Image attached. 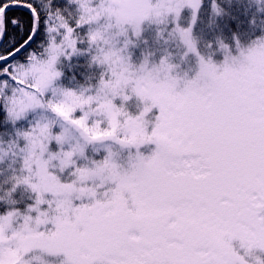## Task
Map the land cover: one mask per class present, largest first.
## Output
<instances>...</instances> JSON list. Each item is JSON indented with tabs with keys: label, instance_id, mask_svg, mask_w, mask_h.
Wrapping results in <instances>:
<instances>
[{
	"label": "snow or ice",
	"instance_id": "1",
	"mask_svg": "<svg viewBox=\"0 0 264 264\" xmlns=\"http://www.w3.org/2000/svg\"><path fill=\"white\" fill-rule=\"evenodd\" d=\"M226 3L0 0V264L264 257V32L207 38Z\"/></svg>",
	"mask_w": 264,
	"mask_h": 264
},
{
	"label": "trees",
	"instance_id": "2",
	"mask_svg": "<svg viewBox=\"0 0 264 264\" xmlns=\"http://www.w3.org/2000/svg\"><path fill=\"white\" fill-rule=\"evenodd\" d=\"M239 1L246 5L235 2L231 6L234 11L233 15H229L226 19H220L211 28L204 29V34L207 38L214 39L217 35H222L228 41H231L233 34L236 33L240 35L242 40L247 41L262 34L264 31V12L258 11L260 6H252L255 0ZM205 19H207V17H205ZM253 19L256 21L255 24L252 23ZM201 28H204L203 24L201 25ZM139 51L140 50L138 49V52ZM192 64L195 66L194 60L192 61ZM2 119V115H0V123Z\"/></svg>",
	"mask_w": 264,
	"mask_h": 264
},
{
	"label": "rangeland",
	"instance_id": "3",
	"mask_svg": "<svg viewBox=\"0 0 264 264\" xmlns=\"http://www.w3.org/2000/svg\"><path fill=\"white\" fill-rule=\"evenodd\" d=\"M235 2L238 3V4L246 5V4L242 3V2L239 1V0H231V3H226V4H225V7L228 9V14L225 15L222 19H226L229 15H233V14H234V11H233V9H232L231 6H232ZM263 2H264V0H260V4H257V3H256V0H255L254 4H253L252 6H260V7H263ZM205 8L207 9V4L205 5ZM183 15H184L185 17H187V16L189 15V10H188V9H185L184 12H183ZM205 17H207L206 14H205ZM200 27H201V25H200ZM153 28H154V26H153ZM152 30H153L152 28H149V30H147V31L145 32V35H146V36H150V35L152 34ZM263 32H264V31H263ZM137 52H138V49H136V53H137ZM138 54H139V52H138ZM74 59H76V58H74ZM215 59L218 60V61L222 60V59H223L222 54H221V53H218V55H216ZM194 68H195V66L193 65V69H194ZM190 75H194V70H193L192 72H190ZM23 123L26 124V122H23ZM4 127H6V126L4 125L3 128H2V130L4 129ZM154 147H155V145H154ZM154 147H153V148H154ZM144 150H145L146 152H147V151H150L149 146H145ZM19 206H20V207H23L24 205L21 204V205H19ZM4 208H5V205L0 204V211H3ZM234 243H238V242H234Z\"/></svg>",
	"mask_w": 264,
	"mask_h": 264
},
{
	"label": "clouds",
	"instance_id": "4",
	"mask_svg": "<svg viewBox=\"0 0 264 264\" xmlns=\"http://www.w3.org/2000/svg\"><path fill=\"white\" fill-rule=\"evenodd\" d=\"M241 259H243V257H241ZM260 260H264V257H261L259 255H254V261H260ZM254 261H248L246 262V264H254Z\"/></svg>",
	"mask_w": 264,
	"mask_h": 264
}]
</instances>
